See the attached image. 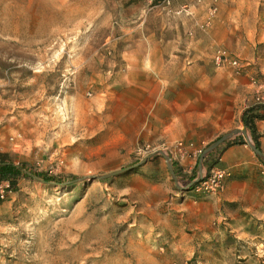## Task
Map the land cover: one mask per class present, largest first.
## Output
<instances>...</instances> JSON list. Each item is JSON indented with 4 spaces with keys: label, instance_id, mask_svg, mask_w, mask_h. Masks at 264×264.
Segmentation results:
<instances>
[{
    "label": "rangeland",
    "instance_id": "obj_1",
    "mask_svg": "<svg viewBox=\"0 0 264 264\" xmlns=\"http://www.w3.org/2000/svg\"><path fill=\"white\" fill-rule=\"evenodd\" d=\"M167 1L0 0V264H264V0Z\"/></svg>",
    "mask_w": 264,
    "mask_h": 264
},
{
    "label": "trees",
    "instance_id": "obj_2",
    "mask_svg": "<svg viewBox=\"0 0 264 264\" xmlns=\"http://www.w3.org/2000/svg\"><path fill=\"white\" fill-rule=\"evenodd\" d=\"M264 116V105H254L251 107H248L244 110L242 114V118L244 120V123L246 127H248L252 132L253 131V119L254 118H261ZM256 147H258L257 142H255ZM172 167L174 172L176 173V166L175 161H172ZM20 178H33L38 179L43 183H49V184H55L59 183L60 178L55 175H51L47 172H37L33 171L31 169H28L24 165L21 164H14L12 162H6L3 161L0 158V181L8 180L9 185L11 188V185H15V183ZM194 178V175H190L189 181H191Z\"/></svg>",
    "mask_w": 264,
    "mask_h": 264
},
{
    "label": "built area",
    "instance_id": "obj_3",
    "mask_svg": "<svg viewBox=\"0 0 264 264\" xmlns=\"http://www.w3.org/2000/svg\"><path fill=\"white\" fill-rule=\"evenodd\" d=\"M166 3H169V1L166 0ZM226 173L222 170H216L212 173L211 176L206 178L203 181V184L210 188L211 190H215L218 188L222 182V180L225 178ZM10 191V185L8 180L0 181V199L4 198L5 194Z\"/></svg>",
    "mask_w": 264,
    "mask_h": 264
},
{
    "label": "water",
    "instance_id": "obj_4",
    "mask_svg": "<svg viewBox=\"0 0 264 264\" xmlns=\"http://www.w3.org/2000/svg\"><path fill=\"white\" fill-rule=\"evenodd\" d=\"M244 132V131H243ZM252 146V148L255 150V152L257 153V154H259V155H261L262 157H264L263 156V154L255 147V146H253V145H251ZM169 167H170V170H171V172L174 174V170H173V167H172V165H171V163H169ZM115 173H117V172H114V173H111V174H108V175H105V176H102V177H106V176H110V175H113V174H115Z\"/></svg>",
    "mask_w": 264,
    "mask_h": 264
}]
</instances>
